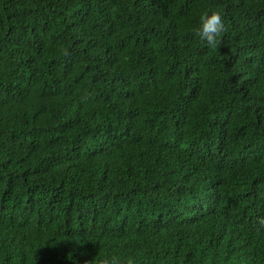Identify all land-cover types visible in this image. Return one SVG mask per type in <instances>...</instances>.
Masks as SVG:
<instances>
[{"label":"trees","instance_id":"16d2710c","mask_svg":"<svg viewBox=\"0 0 264 264\" xmlns=\"http://www.w3.org/2000/svg\"><path fill=\"white\" fill-rule=\"evenodd\" d=\"M262 219L264 0H0V264H264Z\"/></svg>","mask_w":264,"mask_h":264},{"label":"clouds","instance_id":"9594fccd","mask_svg":"<svg viewBox=\"0 0 264 264\" xmlns=\"http://www.w3.org/2000/svg\"><path fill=\"white\" fill-rule=\"evenodd\" d=\"M194 33L209 49H217L225 33V24L221 13L215 9L203 12L199 18V26L194 29ZM260 224L264 226V219L260 220ZM99 264H135V261L132 257H127L122 261L121 258L113 255L100 260Z\"/></svg>","mask_w":264,"mask_h":264}]
</instances>
